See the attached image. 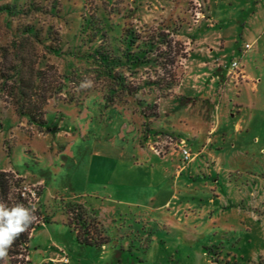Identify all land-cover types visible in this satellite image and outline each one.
Wrapping results in <instances>:
<instances>
[{
    "label": "rangeland",
    "instance_id": "374dc122",
    "mask_svg": "<svg viewBox=\"0 0 264 264\" xmlns=\"http://www.w3.org/2000/svg\"><path fill=\"white\" fill-rule=\"evenodd\" d=\"M205 1H112L114 8L134 9L130 21L143 39L153 35L157 28L168 33L170 39L182 43L184 56L173 67H167L177 75V82L166 97L175 95L183 77L194 69L193 60L188 54L194 49L192 42L196 23L206 20L210 27L214 25L213 19L206 16ZM102 4L101 0H0V75H11L10 67L14 65L21 67L24 76L30 68L40 69L45 65L54 68L46 69L54 77L71 67L84 69L85 66L78 64L72 57L77 47L86 42L85 36L80 34L81 17L93 14L95 7ZM227 11L226 5L219 6L223 23H227L229 18ZM225 35L228 40L233 39V28L227 26ZM240 42L237 37V43ZM216 63L218 60L214 61ZM206 66L211 67L212 63ZM157 74L162 76V71L158 70L155 74L146 67L129 78V82L132 86H138L147 77L155 79ZM10 83L7 82L8 85ZM229 84L228 79L219 84L215 103L212 102L213 94L200 101L203 105L212 103L213 107L204 146L211 142L217 126L219 102L227 94ZM195 85L184 80L183 91L195 93ZM198 86L202 87V82ZM88 90L86 96L77 102L67 103L56 97L49 99L42 128L29 124L26 117L17 115L9 98L0 92V170L17 172L24 179L20 189L24 191L25 197L29 193L38 214H43L47 221H53L31 232L29 249L34 261L26 264H36L42 258L41 249L38 251L36 245L53 251L55 249L48 247L53 241L65 248L69 247V242H76L74 232L66 224L63 206L67 202L83 204L99 223V209L102 212L99 214L108 225L112 216L116 218L108 233L124 235L123 239L113 241L117 254L121 245L125 247V264H141V259L147 260V264H159L161 253L155 251L157 247L164 252L163 264L171 263L170 260L173 264H180L184 249L189 252L188 264H264V235H261L263 244L255 251L249 245L247 235H211L220 241L207 242L205 245L203 235H183L176 221H173L171 228L164 227L148 212L147 209L158 203L154 196L159 199L173 189L171 179L164 174L166 165L158 157L180 149L174 145V132L169 127L174 121V114H159V107L166 106L168 100L158 99L155 109L139 107L136 97H144L151 92L143 86L135 98L123 97L121 103L106 105L103 93L98 88ZM231 96L235 101L244 100L248 105L246 112L255 119L249 135L258 136L262 141L264 93L260 94L262 101L259 104L251 96L240 97L239 100L235 92ZM174 97V101L181 105L202 98L198 95L189 96L188 100L176 95ZM153 112L155 117L152 116ZM165 125L168 129H165ZM251 150L255 151L253 147ZM152 153L156 156L152 157ZM255 154L257 158L252 153V162L247 167L250 168V174L259 177L264 173V157L257 152ZM257 191L253 186L251 191H246L250 203L245 208L237 209L246 215L261 218L264 228V190ZM83 202L99 207L97 212ZM107 210L113 211L114 215H108ZM131 212L144 215L138 220ZM41 214L38 219L42 217ZM39 224L43 223L39 221ZM62 232L65 236L60 234ZM47 235H51L52 240L46 242ZM132 242L141 250L149 249L147 255L143 256L136 248L128 251ZM200 243H203L200 246L203 255L198 251ZM203 247H212L218 257L204 252ZM60 262L68 264L67 253L60 256Z\"/></svg>",
    "mask_w": 264,
    "mask_h": 264
},
{
    "label": "crops",
    "instance_id": "0c3cea01",
    "mask_svg": "<svg viewBox=\"0 0 264 264\" xmlns=\"http://www.w3.org/2000/svg\"><path fill=\"white\" fill-rule=\"evenodd\" d=\"M205 3L206 16L213 19L214 25L210 27L206 20H199L196 23L192 42L194 49L188 54L193 60L194 69L192 73L191 71L186 73L183 82L174 93L177 97L187 100L189 96L198 95L202 98L196 100L198 103L195 101L196 98H193V102L181 105L174 101L175 95H169L162 99L168 100L169 103L163 108L159 107L160 116L174 114V121L169 126L170 131L174 132V145L178 148H188L191 157L184 162L180 149L158 156L166 165L164 174L171 179L173 189L159 199L154 196L158 203L147 210L154 215L156 221L164 224V227L171 228L173 221H176L181 226L183 235H203L205 245L207 242L211 244L215 240L220 241L211 235H247L246 239L255 251L263 244L261 237L264 235L263 220L239 212V208H245L250 203V197L246 196L245 192L251 191L252 186L257 188V192L264 190V173L258 177L250 174V168L247 167L252 162L253 158H250V155L253 156L252 153L254 158H257L256 152L264 157V139L261 141L255 135L250 137L255 119L247 114L248 105L244 100L235 101L231 94L235 92L238 100L240 97L251 96L256 104L262 101L260 94L264 93V0H206ZM221 5L228 7L227 23L220 20ZM227 26L233 28L234 35L231 40L225 35ZM237 37L241 40L239 44ZM244 44H249V48L245 49ZM234 57L239 60L242 68L240 77L230 75L229 63ZM216 60L218 63L214 64ZM210 63L213 67L206 66ZM226 79L230 84L227 94L219 102L217 126L212 133L210 144L204 146L207 123L212 117L213 107L212 103L203 105L200 101L213 94L212 102L215 103L216 90ZM184 80L188 81V84L196 83L195 93L183 91ZM200 82L202 87L198 86ZM166 127L168 126L165 125V129H168ZM202 146L204 148L200 150ZM251 147L255 151L251 150ZM153 156L156 155L152 153ZM257 161L256 159L255 162ZM85 204L95 211L99 208L92 203ZM99 213H102L100 209L97 214L107 238L105 245L100 248L85 247L71 241L69 247L65 248L53 241L48 245L55 249L53 251L36 245L42 254V258L36 264H61L60 256L64 253L68 255V264H125V247L121 245L117 254L113 241L123 239L124 235L108 233L113 227L111 223L116 218L112 216L108 225ZM106 213L114 215L113 211L107 210ZM131 214L138 220L144 215L141 212ZM40 225L46 227L44 223L38 226ZM60 234L65 236L64 232ZM51 238V235H47L46 242ZM66 239L68 240L67 237ZM201 245L203 243L198 245V251L203 255ZM29 248L30 242L27 260L31 263L34 260ZM133 248L142 252L143 256L149 252V249H139L133 242L127 250L131 252ZM155 251L161 253L159 264H163V261L165 263L162 249L157 247ZM251 253L252 251L249 252ZM180 256V264H188L190 257L186 249ZM139 261L141 264H147L145 259ZM170 262L169 264L174 263L172 260Z\"/></svg>",
    "mask_w": 264,
    "mask_h": 264
},
{
    "label": "trees",
    "instance_id": "16d2710c",
    "mask_svg": "<svg viewBox=\"0 0 264 264\" xmlns=\"http://www.w3.org/2000/svg\"><path fill=\"white\" fill-rule=\"evenodd\" d=\"M101 1L103 4L96 6L93 14L81 17L83 22L80 24V34L85 36L86 42L77 47L72 57L78 64L84 65V69L71 67L54 77L46 70L54 68L45 65L40 69L30 68L24 76L21 67L14 65L10 67L11 75H0L1 94L9 98L17 115L26 117L29 124L37 128L45 125V107L49 99L54 97L67 103L77 102L79 98L86 96L88 89L98 88L103 93L105 104L113 105L123 102V97L135 98L136 93L141 92L145 86L151 92L144 97L142 94V97H136L137 104L141 108L155 109L156 101L165 98L176 85L177 75L167 67H173L184 56L182 43L170 39L168 33L157 28L153 35L143 39L130 21L134 9L114 8L113 0ZM160 26L165 28L164 25ZM146 67L151 68L155 74L161 70L162 76L157 74L155 79L147 77L140 85L132 86L129 78ZM85 79L93 81L91 88L79 87ZM7 82H11V85ZM152 116L155 117L156 114L153 112ZM23 180L17 172L0 170V201L9 206L17 203L29 206L34 203L29 193L25 197L24 191L20 189ZM63 207L66 224L74 232L77 243L94 248L105 245L107 238L104 230L83 204L67 202ZM39 214L36 211L37 219L16 239L8 257L0 260V264L28 263L27 249L31 232L39 221L47 222L43 214L38 219ZM203 250L218 257L212 247H203Z\"/></svg>",
    "mask_w": 264,
    "mask_h": 264
},
{
    "label": "clouds",
    "instance_id": "9594fccd",
    "mask_svg": "<svg viewBox=\"0 0 264 264\" xmlns=\"http://www.w3.org/2000/svg\"><path fill=\"white\" fill-rule=\"evenodd\" d=\"M92 86L93 81L89 79L83 80L79 85L81 89H88ZM36 211L34 203H30L29 206L23 203L9 206L0 201V260H6L16 239L25 233L37 219Z\"/></svg>",
    "mask_w": 264,
    "mask_h": 264
},
{
    "label": "built area",
    "instance_id": "2783aa9c",
    "mask_svg": "<svg viewBox=\"0 0 264 264\" xmlns=\"http://www.w3.org/2000/svg\"><path fill=\"white\" fill-rule=\"evenodd\" d=\"M244 48L248 49L249 48V44H244ZM240 64H239V60L236 59L235 57L233 59H231L230 63H229V71H230V75H236L237 77H240ZM180 153L182 155L183 161H188L190 158V152L188 149H186L185 147H181L180 148Z\"/></svg>",
    "mask_w": 264,
    "mask_h": 264
}]
</instances>
